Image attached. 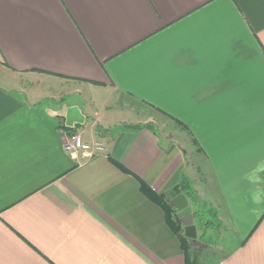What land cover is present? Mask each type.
<instances>
[{
    "label": "crops",
    "instance_id": "1",
    "mask_svg": "<svg viewBox=\"0 0 264 264\" xmlns=\"http://www.w3.org/2000/svg\"><path fill=\"white\" fill-rule=\"evenodd\" d=\"M176 189L264 264V0H0V264H200Z\"/></svg>",
    "mask_w": 264,
    "mask_h": 264
},
{
    "label": "water",
    "instance_id": "2",
    "mask_svg": "<svg viewBox=\"0 0 264 264\" xmlns=\"http://www.w3.org/2000/svg\"><path fill=\"white\" fill-rule=\"evenodd\" d=\"M165 201L177 211L180 225L183 228L185 237L190 240V245L194 248L198 247L199 245L195 242L197 234L196 227L193 224V214L186 197L178 189L165 197Z\"/></svg>",
    "mask_w": 264,
    "mask_h": 264
},
{
    "label": "built area",
    "instance_id": "3",
    "mask_svg": "<svg viewBox=\"0 0 264 264\" xmlns=\"http://www.w3.org/2000/svg\"><path fill=\"white\" fill-rule=\"evenodd\" d=\"M62 149L74 159L79 157L86 161L91 159L94 154L101 152L103 147L99 142L86 143L77 135L67 139L62 145Z\"/></svg>",
    "mask_w": 264,
    "mask_h": 264
},
{
    "label": "rangeland",
    "instance_id": "4",
    "mask_svg": "<svg viewBox=\"0 0 264 264\" xmlns=\"http://www.w3.org/2000/svg\"><path fill=\"white\" fill-rule=\"evenodd\" d=\"M158 127H162L166 132L170 130V128L168 129V127H163L161 125H158ZM217 240L218 238L216 239L215 235L212 233L211 235H207L202 239V243L206 245V248L198 247L193 249V251L195 250L194 255H196V258L200 264L218 263V251L215 249V247H213Z\"/></svg>",
    "mask_w": 264,
    "mask_h": 264
},
{
    "label": "trees",
    "instance_id": "5",
    "mask_svg": "<svg viewBox=\"0 0 264 264\" xmlns=\"http://www.w3.org/2000/svg\"><path fill=\"white\" fill-rule=\"evenodd\" d=\"M176 190H178V189H176ZM184 193L187 196H189L190 198H192V199L194 198L190 192L185 191ZM164 205H165L164 209H165L166 215L168 217H170V218L174 217L176 219V222H175V224H176V232L179 233L181 231V227L179 225V219L176 217L177 216V214H176L177 211L173 207H171L169 204H167V203H164ZM181 241H182V245H183L184 248L191 249L189 241L185 237L182 238Z\"/></svg>",
    "mask_w": 264,
    "mask_h": 264
}]
</instances>
